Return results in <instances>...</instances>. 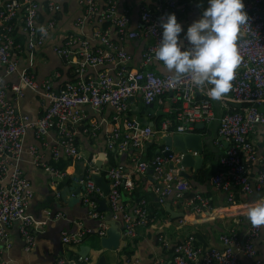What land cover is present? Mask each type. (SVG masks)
Segmentation results:
<instances>
[{"label": "built area", "instance_id": "2783aa9c", "mask_svg": "<svg viewBox=\"0 0 264 264\" xmlns=\"http://www.w3.org/2000/svg\"><path fill=\"white\" fill-rule=\"evenodd\" d=\"M244 3L250 22L242 27L238 42L241 63L235 70L231 91L217 101L207 95V88L193 86L190 77L185 76L178 85L172 84V74L160 61L165 73L148 69L157 61L155 51L162 34L161 18L175 13L180 23V0H155L154 7H141L137 29L131 27L129 8L120 0H105L102 7L95 0L80 1L82 14L75 21V31L65 34L61 45L53 48V52L72 67L74 78L55 91L50 79L37 83L34 55L37 47L46 42L57 26V16L62 10L59 2L0 1V69L3 73V77H0V248L9 247L10 230L17 224L23 250L30 253L36 245L33 232L46 224L28 213L34 193L31 182L19 165L26 134L32 131L36 140L43 141L50 132H54L56 139L50 150L52 158L80 161L82 155L76 136L85 118L83 107L97 112L104 108L111 110L114 129L106 137L107 152L132 150L141 153L150 142L161 141L162 137L197 135V126L207 127L215 121L213 105L217 102L221 108L217 136L229 145L218 158L217 164L221 170L211 179L212 184L225 193L229 206H235L237 195L250 196L264 189V148L260 149L254 140L258 128H264V0ZM41 10L49 15L43 25L38 24ZM88 23L96 25L90 38H87L84 30ZM19 28L27 40L19 41ZM136 40L149 41L138 64L120 44L121 41ZM25 55L29 57L28 68L19 71L20 61ZM87 71L90 73L87 74ZM14 75H18V82L10 85V91L16 102L26 90L43 95L47 101L42 114L35 120L21 115L15 101L8 99L9 87L3 78ZM59 77V73L55 72L53 78ZM133 98L140 99L146 108L162 98H168L171 103L168 116L161 120L158 128L128 117ZM97 130L98 125H92L90 131L94 133ZM83 131L88 132L87 129ZM215 144L223 149L218 140ZM161 146L162 149L157 150L150 160L135 162L134 174H143L148 168L153 171L152 178L158 184L155 193L160 207L171 198L172 202L182 206V213L199 215L210 212V199L194 192L189 179L180 176V172L186 170L178 167L183 155ZM170 150L171 154L165 156ZM27 154L33 166L46 173L51 188L55 189L66 178L64 170L44 166L34 147L27 148ZM94 161L85 162L83 179L77 181V184L84 186L81 203L91 218L101 222L105 220L103 214L97 212L98 204L93 199H101L102 193L91 179L93 175L104 176L109 182L106 200L110 220L119 223L122 240L135 239L139 229L153 222L147 200L139 197L131 204L124 203L122 193L134 190L133 179L116 166L102 171ZM253 167H258L254 173ZM55 195L59 196V193L55 192ZM261 232H264V227L250 224L241 238L232 228L221 235L220 249H202L195 243V238L188 234L170 247L172 259L169 264H242L238 254H242L251 264H264L257 259L253 245ZM89 234V230H80L73 235L62 233L61 244L78 247ZM105 234L106 226L102 225L97 236L103 238ZM157 240L169 248L162 232ZM88 261L79 258L78 263ZM65 263L64 259L58 261V264ZM0 264L13 263L0 255Z\"/></svg>", "mask_w": 264, "mask_h": 264}, {"label": "crops", "instance_id": "0c3cea01", "mask_svg": "<svg viewBox=\"0 0 264 264\" xmlns=\"http://www.w3.org/2000/svg\"><path fill=\"white\" fill-rule=\"evenodd\" d=\"M57 1L62 8L57 16V26L49 35L46 42L42 46L37 47L34 55L37 83L40 84L50 79L54 91L62 84L73 80L74 73L72 67L62 61L53 52V48L61 45L65 34L75 31V21L82 14L79 5V2L82 0ZM95 1L102 7L105 0ZM120 1L125 7L129 8L131 27L137 29L140 25L139 9L141 7H154L155 0ZM206 4L207 0H180V7L182 8L180 23L185 32L187 27L200 17ZM48 18L49 15L44 10H41L38 24L43 25ZM95 27L96 25L92 23H88L85 26L84 30L87 38L91 37V33ZM17 37L21 41L24 38L27 40V36L20 28L17 31ZM89 41L91 40L89 39ZM148 43L149 41L145 40L120 42L122 48L133 56L134 63L136 64L140 62ZM28 65L29 57L25 55L20 61L19 71L28 68ZM148 69L159 74H163L166 71L159 61L153 62L149 65ZM55 72H58L60 75L58 79L53 78ZM89 73L87 71V74ZM0 77H3L1 69ZM3 81L9 87L7 92L8 99L12 102L15 101L21 115L29 116L32 120H35L42 114L44 107L47 105V101L43 95L26 90L24 96L16 102L14 94L10 91V85L18 82V75L3 78ZM170 107L171 103L168 101V98H162L160 102L148 108L144 107L140 99L133 98L131 99L128 117L139 119L142 123L148 122L154 127L159 116H163L162 118L168 116L167 112ZM213 110L215 112V121L206 127L207 133L204 138L209 140L208 145L216 153L217 158L206 165L203 160L201 169H207V176L204 180L199 172L194 173L193 170H185L190 176L189 181L193 187V191L205 195L211 202L212 208L210 212L199 215L190 212L182 213V206L172 202L171 198L167 199L164 205L160 207L157 202V194L155 193L157 183L154 180H150L146 172L134 174L135 162H146L156 154L157 151L149 148L154 142H157L156 140L150 142L141 153L133 152L132 150L123 153L107 152L106 137L114 129V125L111 122L112 112L108 108H104L98 112L88 107L82 108L85 118L83 126L78 129L76 136V143L82 155V160L80 161H72L65 157L54 160L50 150L56 139V134L50 132L45 140L39 141L35 139L33 132L29 131L24 138V152L20 157L19 165L31 182L34 193V197L28 207V213L37 221H45L46 224L33 232L36 245L33 251L28 254L23 250V240L18 232L17 224L13 225L9 233V247H1L0 255L3 259L13 264H58V261L61 259L65 260V264H71L68 261L82 264L78 263L79 258L77 254L80 247L86 246L90 250L88 254L89 261L84 264H95L100 255L105 256L108 264H169L172 259L170 247L184 239L188 234H191L195 238V243L202 249H220L221 235L232 228L237 230L241 238L244 237L246 230L251 224L246 218L247 208L256 201L264 199V189L254 192L250 196L242 197L237 195L235 206H229L226 203L225 193L212 184L211 179L221 170L217 164L218 158L224 154L226 149H219L215 144L219 139L217 136V120L221 115V108L217 102L214 103ZM155 114L156 117L153 118ZM92 125H98V130L94 133L90 131ZM86 129L88 132L83 131ZM214 138L215 142H213ZM254 140H256L257 146L260 149L264 148V128H258L254 135ZM159 145H163L160 140ZM29 147H34L37 150L44 166L55 167L58 170L66 172V178L60 181L55 189L50 187L46 173L31 163V158L27 154V148ZM112 155L113 158L110 162ZM92 159H95V165L100 160L102 171L111 166H116L125 175L130 176L134 182V190L131 193H122L123 202L131 204L136 197L145 198L148 202L149 213L153 218L151 225L138 230L135 239L129 241L121 240L119 250L117 251L103 250L100 247V240L102 238L97 236V231L102 225L106 226V231L109 227L106 221L107 213H102L105 220L101 222L98 219L91 218L87 208L82 203L69 207L66 201L68 197H71L70 194L65 199V203L61 200L60 196L55 195V192L60 193L64 188L77 183L78 180L76 178L84 174L85 162ZM257 168L253 167V173ZM49 214L54 216V218L49 219ZM181 219L183 221L179 222ZM113 229L117 231L121 229L118 222H113ZM80 230L91 231V234L85 236L80 246L68 247L61 244L62 233L73 235ZM160 232L166 237L169 248L162 246L157 240ZM253 245L257 259L264 263V232H261L259 237L253 241ZM128 253L130 254L127 255ZM237 257L242 264H251L242 254H238Z\"/></svg>", "mask_w": 264, "mask_h": 264}, {"label": "clouds", "instance_id": "9594fccd", "mask_svg": "<svg viewBox=\"0 0 264 264\" xmlns=\"http://www.w3.org/2000/svg\"><path fill=\"white\" fill-rule=\"evenodd\" d=\"M249 22L244 0H207V7L186 32L175 13L166 14L161 18L155 59L172 74V84L190 77L193 86L207 88V95L219 101L232 89L241 63V29ZM246 218L253 227H264V199L247 208Z\"/></svg>", "mask_w": 264, "mask_h": 264}, {"label": "water", "instance_id": "95a60500", "mask_svg": "<svg viewBox=\"0 0 264 264\" xmlns=\"http://www.w3.org/2000/svg\"><path fill=\"white\" fill-rule=\"evenodd\" d=\"M144 125H150L148 122H144ZM203 126H197V129L202 128ZM161 141L163 142V145L165 147H168L169 149H174L176 153L182 154L183 157L181 159L180 164L178 165L179 168L182 169H189L193 170L194 173L201 171L202 165H203V140L200 135H174V136H166L162 137ZM218 141L221 143L223 148H228V143L224 142L222 138H219ZM196 155H193V154ZM171 154V150L167 153H165V156H168ZM97 168H101V162L100 160L96 163ZM146 175L150 180L153 181V171L148 168L146 171ZM180 176H182L185 179H189L190 176L182 170L180 172ZM77 180L81 181L83 179V175L76 178ZM92 181L94 182L95 186L101 191L102 198L98 199L94 197L93 199L97 202V212L99 213H107L106 221L108 222V229L106 231L105 237H103L100 240V247L105 251H117L120 247V242L122 240L121 237V231L113 229V221L110 220L111 213L108 208V203L106 200V196L109 193V182L106 180V178L102 175H93ZM84 191V186L73 183L71 186H68L64 188L59 194L61 200L63 202L67 198V196L70 194L71 197H68L66 204L69 207L76 206L77 204H81L80 194ZM65 203V202H64ZM54 218L51 214H49L48 218ZM89 248L86 246L79 248V253L77 254L78 258H81L82 260L89 259ZM95 264H108L106 261V258L104 255L98 256Z\"/></svg>", "mask_w": 264, "mask_h": 264}, {"label": "trees", "instance_id": "16d2710c", "mask_svg": "<svg viewBox=\"0 0 264 264\" xmlns=\"http://www.w3.org/2000/svg\"><path fill=\"white\" fill-rule=\"evenodd\" d=\"M25 40V38H24ZM23 40V41H24ZM21 41V40H19ZM163 116H159L158 120L155 122V128H158L160 126V123H161V120H163L164 118H162ZM197 135H200L201 138L204 140L203 142V146H204V151H203V160L205 162V165L211 161H213L214 159H216V153L213 152L212 148L208 145L209 144V140H206L204 137L207 133V128L206 127H202V128H199L196 130L195 132ZM213 142H215V138L213 140ZM150 149L152 150H161L162 149V146L159 145V141L157 142H154L152 144V146L149 147ZM113 158V155L110 157V162ZM207 169H201V171H199V173L201 174L202 176V179L204 180L205 177L207 176ZM200 178V177H199ZM202 179H200L202 181ZM139 197H136L135 199H138ZM183 220H179V222H182ZM134 243H136V241H134ZM129 247V246H128ZM130 253H128L127 255H129Z\"/></svg>", "mask_w": 264, "mask_h": 264}, {"label": "rangeland", "instance_id": "374dc122", "mask_svg": "<svg viewBox=\"0 0 264 264\" xmlns=\"http://www.w3.org/2000/svg\"><path fill=\"white\" fill-rule=\"evenodd\" d=\"M193 154V153H192ZM196 155V154H195Z\"/></svg>", "mask_w": 264, "mask_h": 264}]
</instances>
